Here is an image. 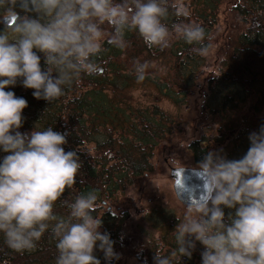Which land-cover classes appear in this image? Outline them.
Masks as SVG:
<instances>
[{
	"label": "clouds",
	"instance_id": "1",
	"mask_svg": "<svg viewBox=\"0 0 264 264\" xmlns=\"http://www.w3.org/2000/svg\"><path fill=\"white\" fill-rule=\"evenodd\" d=\"M170 8L177 17L190 16L185 5L170 0H0V152L5 153L0 160V234L11 250L35 249L50 230L55 264H101L96 249L105 261L119 259L110 234L100 231L103 214H93L95 189L63 200L66 216L54 213L56 202L76 183L79 157L75 150L65 152L66 134L52 127L20 132L27 101L6 89L20 80L35 99L50 103L82 74L98 71L105 42L127 49L130 32L149 49L160 50L170 46L174 32L196 46L194 53L207 55L205 29L180 22L170 31L163 22ZM148 67V62L133 61L138 82L145 80ZM248 140L240 159L209 151L192 168L202 194L183 203L182 221L173 232L176 246L168 255L155 253L154 264H174L176 256L191 259L196 242L203 246L201 264H264V125ZM225 208L233 210L227 218Z\"/></svg>",
	"mask_w": 264,
	"mask_h": 264
},
{
	"label": "trees",
	"instance_id": "2",
	"mask_svg": "<svg viewBox=\"0 0 264 264\" xmlns=\"http://www.w3.org/2000/svg\"><path fill=\"white\" fill-rule=\"evenodd\" d=\"M180 3L189 9L190 16L177 17L170 8L163 21L170 31L175 23L200 24L206 32L204 44L208 53L215 52L219 38L226 41L222 71L219 78L217 72L207 79L202 112L189 129L190 143L185 149L190 159L187 167L198 165L209 151L222 150L227 159H240L250 146L248 135L264 125V0H170L173 5ZM228 11L226 20L224 15ZM223 24L228 29L226 35L220 33L225 31L221 30ZM103 27L109 30L106 25ZM126 39L129 47L125 50L105 42V50L97 58L102 73L82 74L65 86L63 96L50 103L35 99L33 90L23 88L20 80L6 91H13L27 101L20 132H31L34 126L38 130L52 127L53 131L66 134L67 143L62 146L65 152L75 150L79 157L81 168L76 183L56 202L54 213L66 216L62 201L73 200L93 189L98 193V201L119 202L122 208H133L134 212L122 216L100 214V231L110 234L119 259L105 261L98 249L94 255L101 264H128V260L142 253L148 264H154L155 253L168 255L175 248L173 232L183 218L185 207L173 201L177 212L163 208L162 204L148 208L143 203L145 190L135 197L127 194L167 165V159L163 162V158L172 153V146L166 147L168 137L177 126H183L180 121L185 119L190 109L189 99L196 93L200 75L205 73L207 55L194 53L192 49L196 46L187 44L174 32L170 46L163 50L149 49L135 32L127 33ZM134 60L149 64L148 75L142 82L136 80ZM45 67L41 55L42 70ZM227 75L229 79H221ZM138 83L155 89L156 102L167 100L182 114L177 117L167 114L156 105L141 109L134 106L131 93ZM256 84L262 87L255 89ZM238 97H241L239 101ZM241 105L247 108H240ZM173 149L175 160L181 162L183 156ZM159 152L161 161L156 159ZM4 155L0 152V160ZM135 208L141 209L138 215L150 211L156 217L138 216ZM232 211L225 208V218ZM202 251L203 246L196 242L191 259L179 256L172 259L174 264H201ZM56 256V240L50 230L43 234L35 249L24 252L8 248L0 234V264H55Z\"/></svg>",
	"mask_w": 264,
	"mask_h": 264
},
{
	"label": "rangeland",
	"instance_id": "3",
	"mask_svg": "<svg viewBox=\"0 0 264 264\" xmlns=\"http://www.w3.org/2000/svg\"><path fill=\"white\" fill-rule=\"evenodd\" d=\"M229 13L230 11H228L224 15V18L226 20L229 19ZM2 30H3V26L0 24V31ZM221 30L222 31L225 30L224 32H220L221 34L223 35L227 34L228 29L225 27L224 24L221 26ZM234 33L237 34L238 33L237 30H234ZM225 43L226 41L224 37L219 38L218 45L215 49V52L207 54V66L204 69L205 73L200 75V78L198 79L196 93L193 97L189 99L190 109L187 112L185 119L183 121H180L183 124V126L181 128L177 126L176 130L173 131L168 137L166 147L172 146V153H169L167 156L163 158L161 156L162 153L159 152V154L156 157V159L159 161H161L163 158V162H164V159H167L165 160V164L167 165L164 166V169L155 171L153 175L147 178L146 182L143 185H140L136 187L134 190L130 191V193L127 194L128 196L135 197L136 195H139L141 191L149 190V197H151L153 194L162 195L163 199H161V202L164 203L163 208H166V209L169 208L172 211L177 212L176 205H174V203L177 204V200L175 198L174 191H173L172 179L170 178V168L176 167V166H189L187 162H189L190 159L187 157L185 153V149L190 143L189 136L191 137V132L189 129L193 128L195 119L198 118L200 116V113L202 112L201 111V107L203 105L202 99H203V95L206 92L207 79H210V77L213 78L217 72H218V78H219V73L222 71L221 61H222V56L224 53ZM234 58H235V55L233 56L232 59ZM232 59L230 61V65H232ZM251 65L256 66L257 63H251ZM262 66H264V60H263ZM251 75L253 77V74ZM229 77L230 76L227 75L225 77H222L221 79L226 80V79H229ZM261 87L262 86L256 84L255 89L261 88ZM218 90L221 91L220 85L218 87ZM155 95H156L155 89L152 90L151 87L148 88L138 83L136 85V88L133 89L131 93L133 105L140 107V109L141 107L147 108L152 105H156L157 107H159V109H161L163 112L167 114H170L176 117L182 114V112H178L167 100L160 99L156 102ZM242 98L244 97L242 96ZM239 99H241V97H238L237 101H239ZM240 108H247V107L245 105H241ZM186 109H187V106H186ZM262 109H264V107ZM192 118H194V120H192ZM173 147L176 150H178L179 155L183 156V160H181V162L175 160V157H174L175 154H174ZM170 199L172 200V202L170 201ZM115 203L119 205V202H115ZM148 208H156V207L149 205ZM157 209H160V207H157ZM144 215L145 217L147 216L156 217L150 211L149 213H146ZM179 220L182 221V218H180ZM128 264H138V263L135 262L134 259H131V260H128Z\"/></svg>",
	"mask_w": 264,
	"mask_h": 264
},
{
	"label": "water",
	"instance_id": "4",
	"mask_svg": "<svg viewBox=\"0 0 264 264\" xmlns=\"http://www.w3.org/2000/svg\"><path fill=\"white\" fill-rule=\"evenodd\" d=\"M170 178L173 181L175 197L181 204L187 206V201L201 196V183L192 168H173L170 171Z\"/></svg>",
	"mask_w": 264,
	"mask_h": 264
},
{
	"label": "flooded vegetation",
	"instance_id": "5",
	"mask_svg": "<svg viewBox=\"0 0 264 264\" xmlns=\"http://www.w3.org/2000/svg\"><path fill=\"white\" fill-rule=\"evenodd\" d=\"M143 195L144 196H147L149 195V190H145L143 192ZM151 201H152V204H159V201H161V199H163V196L162 195H152V198H150ZM108 207H111V209L113 208L114 211H111L108 210V211H104L105 209H107ZM134 209L133 208H122L120 207L118 204H113L112 202H106L104 200H100V201H97V205H96V212H94V216L97 215V214H111V213H114V214H111V216H117V213L120 214V216L124 215L125 213H130V212H133ZM141 209H138V208H135V212L136 214L138 215V212H140ZM144 211V210H143ZM140 214H143V213H140ZM138 215V216H141V215ZM138 264H142L141 261H137Z\"/></svg>",
	"mask_w": 264,
	"mask_h": 264
},
{
	"label": "bare ground",
	"instance_id": "6",
	"mask_svg": "<svg viewBox=\"0 0 264 264\" xmlns=\"http://www.w3.org/2000/svg\"><path fill=\"white\" fill-rule=\"evenodd\" d=\"M93 75V74H92ZM82 76V75H81ZM91 76V75H90ZM107 78V77H106ZM91 82V81H90ZM92 85H94V83H91ZM90 84V85H91ZM150 86V85H149ZM150 91V90H149ZM182 94V93H181ZM194 96V95H193ZM198 96V95H197ZM166 106V105H165ZM174 110V109H173ZM181 112V111H180ZM224 138V137H223ZM218 139V138H217ZM190 166V165H189Z\"/></svg>",
	"mask_w": 264,
	"mask_h": 264
}]
</instances>
